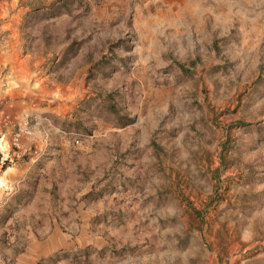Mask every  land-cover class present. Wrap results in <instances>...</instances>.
I'll return each instance as SVG.
<instances>
[{
  "label": "rangeland",
  "instance_id": "rangeland-1",
  "mask_svg": "<svg viewBox=\"0 0 264 264\" xmlns=\"http://www.w3.org/2000/svg\"><path fill=\"white\" fill-rule=\"evenodd\" d=\"M0 124V264H264V0H0Z\"/></svg>",
  "mask_w": 264,
  "mask_h": 264
},
{
  "label": "built area",
  "instance_id": "built-area-1",
  "mask_svg": "<svg viewBox=\"0 0 264 264\" xmlns=\"http://www.w3.org/2000/svg\"><path fill=\"white\" fill-rule=\"evenodd\" d=\"M2 126L0 124V137L2 135ZM22 132V131H21ZM21 139H20V135L17 134L15 135L10 141H9V144H10V149L8 151L9 152H12V153H15V149L17 148H20V145H21Z\"/></svg>",
  "mask_w": 264,
  "mask_h": 264
},
{
  "label": "bare ground",
  "instance_id": "bare-ground-1",
  "mask_svg": "<svg viewBox=\"0 0 264 264\" xmlns=\"http://www.w3.org/2000/svg\"><path fill=\"white\" fill-rule=\"evenodd\" d=\"M10 149L9 141L5 138H0V153L3 155L6 154Z\"/></svg>",
  "mask_w": 264,
  "mask_h": 264
},
{
  "label": "trees",
  "instance_id": "trees-1",
  "mask_svg": "<svg viewBox=\"0 0 264 264\" xmlns=\"http://www.w3.org/2000/svg\"><path fill=\"white\" fill-rule=\"evenodd\" d=\"M192 211H193V213H194L196 216H199V215L201 214L199 211H197V210H195V209H193Z\"/></svg>",
  "mask_w": 264,
  "mask_h": 264
}]
</instances>
